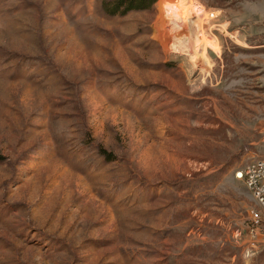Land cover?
I'll return each mask as SVG.
<instances>
[{"label": "rangeland", "instance_id": "rangeland-1", "mask_svg": "<svg viewBox=\"0 0 264 264\" xmlns=\"http://www.w3.org/2000/svg\"><path fill=\"white\" fill-rule=\"evenodd\" d=\"M117 1L0 0V264H264V0Z\"/></svg>", "mask_w": 264, "mask_h": 264}, {"label": "built area", "instance_id": "built-area-1", "mask_svg": "<svg viewBox=\"0 0 264 264\" xmlns=\"http://www.w3.org/2000/svg\"><path fill=\"white\" fill-rule=\"evenodd\" d=\"M208 15V18L216 16L215 12L208 13ZM236 177L245 182L259 205L264 209V157L250 159L242 169L236 172Z\"/></svg>", "mask_w": 264, "mask_h": 264}, {"label": "bare ground", "instance_id": "bare-ground-1", "mask_svg": "<svg viewBox=\"0 0 264 264\" xmlns=\"http://www.w3.org/2000/svg\"><path fill=\"white\" fill-rule=\"evenodd\" d=\"M196 6H199L197 3L194 2V0H186L182 3V11H180L179 9H177L176 7H172L170 8V10L167 13V17H168V32H166L167 37H172L174 34L173 32L175 30H177L178 27H180L182 25V23H180V19L184 20L186 15L188 13H194L196 14L201 20L205 19L204 17H201L200 15H202L201 13L203 12V9H197ZM201 11V12H197V11ZM204 13V12H203ZM209 16V15H208ZM198 23V22H197ZM200 23V22H199ZM200 25V24H199ZM202 25V24H201ZM183 26V25H182ZM201 27V26H200ZM165 35V34H164ZM203 36V35H202ZM206 37V36H205ZM204 40V39H203ZM209 43V42H208ZM171 48H173L174 50H181L182 49V42H178V43H170ZM189 51V50H188Z\"/></svg>", "mask_w": 264, "mask_h": 264}, {"label": "trees", "instance_id": "trees-1", "mask_svg": "<svg viewBox=\"0 0 264 264\" xmlns=\"http://www.w3.org/2000/svg\"><path fill=\"white\" fill-rule=\"evenodd\" d=\"M158 0H118L111 12H128L133 9H145L152 6ZM123 7V8H122ZM122 8V11H119Z\"/></svg>", "mask_w": 264, "mask_h": 264}]
</instances>
